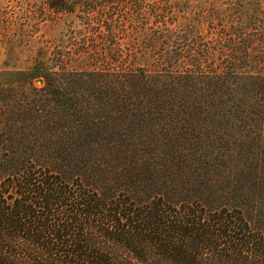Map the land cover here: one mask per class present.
Segmentation results:
<instances>
[{
	"label": "trees",
	"instance_id": "trees-1",
	"mask_svg": "<svg viewBox=\"0 0 264 264\" xmlns=\"http://www.w3.org/2000/svg\"><path fill=\"white\" fill-rule=\"evenodd\" d=\"M180 9L39 0L70 22L0 108V264H264V5Z\"/></svg>",
	"mask_w": 264,
	"mask_h": 264
},
{
	"label": "rangeland",
	"instance_id": "rangeland-1",
	"mask_svg": "<svg viewBox=\"0 0 264 264\" xmlns=\"http://www.w3.org/2000/svg\"><path fill=\"white\" fill-rule=\"evenodd\" d=\"M167 1L173 5L184 7V9H180L181 13L192 14V17L195 16V13L206 14L212 8L222 5H226V9L235 4L252 6L263 2L264 5V0ZM38 4L39 0H0V108L12 105L15 99L22 95L30 96L33 89L42 87L38 80H31L29 76L19 75L17 72H30L34 67L37 50L50 43H57L66 34V28L70 22L66 17L54 22L46 20L41 24H37V21L32 19ZM229 14H233V12H229ZM254 18H257L256 14H252V19ZM210 32L214 33L206 26L198 31L200 36L207 38L206 40L213 39ZM259 34L261 35V32ZM211 52L214 53L210 54L211 60L220 61L231 58L229 52L221 47L212 48ZM223 52L226 55L219 56ZM252 58L254 59V55ZM10 121L7 120L4 124Z\"/></svg>",
	"mask_w": 264,
	"mask_h": 264
}]
</instances>
